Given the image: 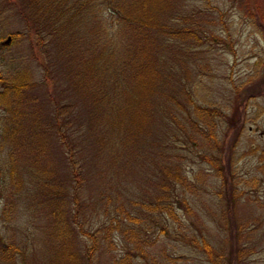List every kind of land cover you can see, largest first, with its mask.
Here are the masks:
<instances>
[{"label":"rangeland","instance_id":"rangeland-1","mask_svg":"<svg viewBox=\"0 0 264 264\" xmlns=\"http://www.w3.org/2000/svg\"><path fill=\"white\" fill-rule=\"evenodd\" d=\"M21 1L0 0V74L30 77L37 83L25 89L18 110L44 116L52 114L53 100L66 98L83 115L88 110L83 96L67 92L62 97L44 78L42 66L48 65L51 53L48 46L41 45L35 30L28 31ZM159 2L172 20L170 28H181L180 16L194 6L198 27L211 31L208 35L199 32L200 40L178 41L166 58L174 70L172 79L183 75L175 50L186 43L182 62L186 73L195 70L190 78L192 96L227 116L216 119L212 132H200L202 127L195 131L187 123L181 128L168 116L165 121H154L150 139L163 130L169 135L167 161L171 166L179 164L189 181L185 198L172 215L142 207L149 203L144 196L159 192L160 180L150 174L149 166L156 156L127 152L125 165L129 169L136 164L137 169L127 171L123 166L121 172L126 173L116 181L111 179L107 145L102 155L92 156L94 150L80 143L68 159L59 139L52 135L47 139L48 156H33L35 151L21 147L15 149L17 156H4L10 143L0 136V264H264V0ZM175 5L177 9L171 11ZM106 11L102 6L103 21L110 16ZM78 23H83L81 18ZM78 29H69L67 36ZM79 30L87 36L83 28ZM12 32L21 35L5 42ZM66 60L64 64L72 67L70 53ZM60 67L57 63L55 72ZM57 77L61 88H67L65 72ZM41 79L46 84H40ZM167 111H174L170 101ZM24 119L31 120L30 115ZM224 157L229 158L226 165H214ZM74 162L83 166L86 178L79 188L77 218L71 204ZM44 171L50 173V181L44 178ZM118 187L140 201L133 208L131 200H119L117 207L133 215L113 222L115 211L101 197L117 193ZM55 209L64 210L60 219L52 217ZM203 241L209 251L203 248Z\"/></svg>","mask_w":264,"mask_h":264},{"label":"trees","instance_id":"trees-1","mask_svg":"<svg viewBox=\"0 0 264 264\" xmlns=\"http://www.w3.org/2000/svg\"><path fill=\"white\" fill-rule=\"evenodd\" d=\"M102 6L110 15L105 21L101 16ZM193 7L190 13L180 16L183 26L174 29L170 28L172 20L159 0H26V3L22 0L20 12L28 31L35 30L40 36L41 45L48 46L51 53L48 65H41L44 78L57 85L53 88L62 97L67 92L83 96L88 102V110L81 115L78 113L80 108L75 109V102L69 104L66 98L56 99L53 100L52 114L43 116L36 111L25 112L31 120L24 119L26 114L18 110V104L25 89L37 83H33L30 77H5L0 74V136L10 143L4 156H17L15 149L20 147L35 151L33 156H48L51 147L47 139L52 135L59 139L68 159L80 143L83 148L94 150L92 156L102 155L101 150L107 145L112 167L110 175L116 181H120L126 173L121 172L123 166L128 169L125 165L128 162L127 152L132 151V156H156L149 166L150 174L160 180L159 192L144 196L149 203L142 207L154 212L164 210L172 215L174 208L183 201L189 181L179 164L171 166L167 161L169 135L166 131L163 130V134L154 140L150 139L154 121L157 118L165 121L168 116L181 128L187 123L195 131L202 127L201 132L202 129L210 131L214 128L216 119L227 117L220 108L201 105L195 99L196 95L192 96L193 80L191 84L190 78L195 75V70L186 73L182 62L186 43L181 45L180 51L175 50L179 64L182 63L181 74L186 75H176L175 80L172 79L174 70L168 64L166 54L173 44L176 46L178 41L200 40L199 32H203V35L211 32L209 28L204 31L201 26L198 27L192 14ZM188 17H192V23L187 21ZM79 18L82 24L78 23ZM85 24L87 29L84 28ZM74 26L83 28L87 36L84 37L79 29L67 36ZM20 35L19 32H12L9 37L13 40ZM69 53L73 56L72 67L64 64L65 61L68 63L66 58ZM57 63L61 67L55 72ZM64 72L67 88H61L57 77V74L64 76ZM46 80L41 79L39 83L46 84ZM68 86L71 87L68 89ZM168 101L174 107L173 112L167 111ZM150 146L156 148L151 150L152 153L147 149ZM228 159H219L214 165H226ZM72 166L71 179L75 182L71 193L73 211L79 204V188L86 178L82 174L83 166L75 162ZM132 169H137L136 164H131L127 171ZM43 174L50 181V173L44 171ZM136 197L125 194L118 187L117 193L101 198L102 201L106 200L108 209L115 211L111 220L118 222L120 217L123 219L127 215L131 218L133 214L123 213L124 210L117 207V202L131 200L133 203L129 205L134 208L140 201ZM63 212L55 209L52 217L60 219ZM78 214L79 209L76 208L73 217L77 218ZM203 248L207 251L210 249L206 241H203Z\"/></svg>","mask_w":264,"mask_h":264},{"label":"water","instance_id":"water-1","mask_svg":"<svg viewBox=\"0 0 264 264\" xmlns=\"http://www.w3.org/2000/svg\"><path fill=\"white\" fill-rule=\"evenodd\" d=\"M10 40V37L8 36L6 39H5V42H8Z\"/></svg>","mask_w":264,"mask_h":264}]
</instances>
